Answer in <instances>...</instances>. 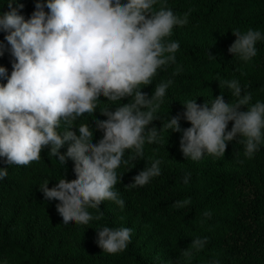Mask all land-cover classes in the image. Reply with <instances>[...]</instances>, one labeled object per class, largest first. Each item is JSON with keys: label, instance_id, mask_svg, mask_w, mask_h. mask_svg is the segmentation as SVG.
<instances>
[{"label": "clouds", "instance_id": "9594fccd", "mask_svg": "<svg viewBox=\"0 0 264 264\" xmlns=\"http://www.w3.org/2000/svg\"><path fill=\"white\" fill-rule=\"evenodd\" d=\"M14 2L8 0L9 11L0 15V31L6 33L4 40L13 58L10 76L0 67V79L7 81L0 84V157L6 165L27 166L39 161L48 147L62 165L73 161L74 180L60 178L52 188L45 181L40 189L46 200L59 202L55 207L63 223L86 225L102 219L99 206L105 200L123 208V199L113 190L118 181L116 169L142 156L145 142H157L162 128L182 131L180 151L193 161L205 154L223 156L227 143L238 136L246 157L258 150L264 103L250 104L251 93L242 95L235 79L221 81L236 98L233 103L225 102L222 94L203 104L187 100L184 111L168 119L159 132L148 128L157 120L155 113L172 81L159 83L150 98L140 85H150L159 68L175 62L179 42L165 38L174 26L187 24L188 13L178 16L165 3L155 9L158 0H38L25 20L18 14L23 4L13 7ZM232 34L236 39L228 48L230 54L245 62L256 56L255 44L264 39L260 31L235 29ZM3 51L0 44V55ZM101 96L110 102L131 99L114 110L100 111L106 119L93 123L103 136L93 143L90 126L75 122L86 113L93 114ZM181 118L191 127L181 130ZM229 122L232 126L227 130ZM65 144L67 151L60 154ZM129 149L135 155L125 160ZM160 163L156 160L144 168L126 187L144 186L160 176ZM7 175V167L0 168V179ZM189 176L184 177L185 184ZM188 203L189 199L177 201L174 207ZM89 208L98 214L93 216ZM131 232L126 227L104 226L96 231L95 243L103 252L115 254L126 248ZM206 242V238H196L191 248L199 251ZM182 255L190 258L192 252L184 250Z\"/></svg>", "mask_w": 264, "mask_h": 264}, {"label": "trees", "instance_id": "16d2710c", "mask_svg": "<svg viewBox=\"0 0 264 264\" xmlns=\"http://www.w3.org/2000/svg\"><path fill=\"white\" fill-rule=\"evenodd\" d=\"M36 2L15 0L13 7L23 4L18 14L27 20ZM161 3L178 16L188 13V22L174 26L171 36L165 38L166 42H179L175 62L159 68L150 85H140L150 98L159 83L172 81L155 113L157 120L148 128L159 132L168 119L184 111L187 100L203 104L222 94L225 102L233 103L236 98L221 81L237 80L242 95L251 93L250 104L264 103V39L256 42L257 54L247 62L228 52L236 39L235 29L260 31L264 37V0H158L154 8ZM7 11L8 0H0V15ZM5 35L0 31V44L4 45L0 67L10 76L13 58ZM6 82L0 79V84ZM130 99L110 102L101 96L96 111L82 115L75 124H88L92 142L97 143L103 133L93 121L106 119L100 111L105 107L114 110ZM231 126L229 122L227 130ZM180 127L184 130L191 124L181 118ZM181 136L182 131L162 128L157 142H145L142 156L122 163L116 169L118 181L113 190L123 199V208L105 200L99 206L102 219L86 225L63 223L55 207L59 202L46 200L40 191L45 181L52 188L60 178L74 180L72 160L62 165L48 147L39 161L27 166L6 165L0 157V168L7 167L8 172L0 179V264H264V129L251 157L244 155L238 136L227 143L223 156L193 161L180 151ZM67 147L65 144L60 154ZM129 155H135L134 150H125L124 159ZM156 160L161 161L160 176L144 186L126 187ZM186 199L190 203L174 207L175 202ZM87 210L93 216L98 214L97 209ZM205 212L211 215L204 216ZM104 226L132 230L123 251L108 254L97 246L96 231ZM196 238L207 240L199 251L191 248ZM184 250H191L190 258L182 255Z\"/></svg>", "mask_w": 264, "mask_h": 264}, {"label": "rangeland", "instance_id": "374dc122", "mask_svg": "<svg viewBox=\"0 0 264 264\" xmlns=\"http://www.w3.org/2000/svg\"><path fill=\"white\" fill-rule=\"evenodd\" d=\"M206 156H208V154H205V155L203 156V158H205ZM150 257H151V258H154V256H153L152 254H150Z\"/></svg>", "mask_w": 264, "mask_h": 264}]
</instances>
